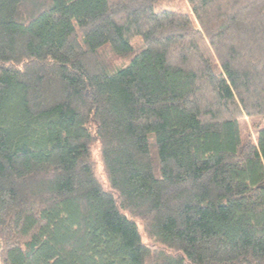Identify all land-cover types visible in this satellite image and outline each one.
Wrapping results in <instances>:
<instances>
[{"label": "trees", "instance_id": "1", "mask_svg": "<svg viewBox=\"0 0 264 264\" xmlns=\"http://www.w3.org/2000/svg\"><path fill=\"white\" fill-rule=\"evenodd\" d=\"M161 1L0 0V264H264V0Z\"/></svg>", "mask_w": 264, "mask_h": 264}, {"label": "rangeland", "instance_id": "2", "mask_svg": "<svg viewBox=\"0 0 264 264\" xmlns=\"http://www.w3.org/2000/svg\"><path fill=\"white\" fill-rule=\"evenodd\" d=\"M161 6L166 7V8L179 9L182 11H188L189 10V6L185 0H162ZM110 57L108 59L110 61L114 62L115 65H121L122 64V62L120 60H117L116 58H115V60H113ZM263 124L264 123L260 122V119H258V118H250L247 116H243L240 119V127H241V131H242V135L244 136V138H248L250 136L253 140H255L256 136H257L256 135V129H257L256 127L261 126ZM93 159H94V162L96 165L95 166L96 167V174H97L98 178L100 179V181L102 182V184L104 185V187L107 189V180L105 177L104 169H103L102 164H101L98 145H96L94 147ZM139 225H140L139 228H140V231L142 233L144 243L152 249H161V247L158 244L151 241L145 235L141 224H139Z\"/></svg>", "mask_w": 264, "mask_h": 264}]
</instances>
